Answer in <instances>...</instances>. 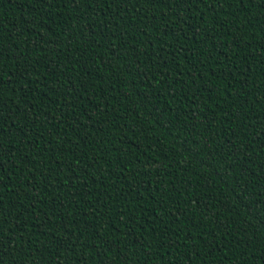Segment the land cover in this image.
<instances>
[{"label": "trees", "instance_id": "1", "mask_svg": "<svg viewBox=\"0 0 264 264\" xmlns=\"http://www.w3.org/2000/svg\"><path fill=\"white\" fill-rule=\"evenodd\" d=\"M47 3V0H45ZM209 6L207 8H203V6L197 5L204 12L205 23L212 26L213 28H218L219 25L225 20L224 10L220 5L216 4L215 7L218 11H220V18L216 21L211 20L213 15L212 12L215 11V7L213 6L214 0H208ZM104 9H107L106 13L104 10L100 9L97 6L93 9L91 6H87V11L80 7L77 3L73 2L72 5L65 8L59 9L58 5H53V7L46 11H42V6L35 4L34 0H0V34L4 36L6 40H8V45H5L6 58L11 61L14 59H20L23 57V54L17 56L11 52L13 47L16 48V52L20 53L21 50H27L29 52L30 58H38L40 53L38 51H33L31 47L37 46L36 40H43V35L45 38L49 37L52 32H54L55 37H53V41L48 42V49H54L53 52H50L46 57L40 60L41 64H49L53 60H56L57 63H60L62 71H57L56 75L61 78L63 82L64 77L67 76L70 79H76V73H69L68 68L70 67L68 64L64 62L65 57L68 55L66 50L63 48H56L59 46V43H63L65 45L69 43H73L76 47L74 48V55L71 56L72 60H77L78 58H82L83 61H88L84 63L83 67L80 63L75 65L76 69L80 72V80L83 81L86 86V91H84L85 100L81 102L80 106L77 108V112L84 110V106L87 105V109L84 110V115L88 117V120L91 121L93 115V119L97 117H101L99 122L93 126V130L96 131H104L101 133H97L94 137L91 135L89 131V139L86 141V138L83 139L80 135L75 132V129H70L68 127H63V130L53 129V137L56 141H60L65 136L71 138V146H69L66 142L63 144V147L68 149V152L65 153H46V158L52 155H60L61 163L64 161L71 160L73 157L69 155V152L75 151L76 155L81 157L82 163L77 168V171L80 168L86 166L89 162V158L92 156H96L98 162H95V167L88 171V175L91 177L95 172L96 168L102 169L103 178L97 174L93 180L88 181L89 185L93 188L92 197L89 198L87 202H81V197L76 196L72 197L66 195L69 191L68 188H64L63 183L68 180L66 171L64 173H50V181L45 182L43 178L37 174V180L40 182V188L44 187L45 183H50L55 185V187H48L44 191H39L38 194L44 197V201L42 204L37 205V215L32 216L31 212L25 211L24 215L20 217L22 221H25L27 226H31V232L28 231L26 226L24 227V235L26 239L31 241V246L38 248L39 252H32V247H29L27 244H24L23 247H27L29 251V257L27 261H24L21 253H14V258L16 260H20L22 264H56L55 256H49V252L57 251V256H59V252L66 257L64 264H123V259H128L131 264H136V257L134 253L137 252V248L132 244L127 243L130 239H140L142 243H144L145 247L140 249V262L141 264H162L163 260H175L176 264H187V257L189 255L192 256L195 264H201V260L205 262V264H242L243 261H248V264H251V257L255 254L257 257L261 255V251H254L256 245L259 243V240L256 236H253V232L257 233V236L264 237V218H262V209L261 205L264 203V190L257 191V189H264V181L260 183H256L255 187H253V182L259 176L258 167L262 172H264V163H260L261 157H264V145L260 147L261 140L264 137H257L256 133L261 129H264V14H262L257 9H247L241 4V9L245 12H235L232 17H228V23L231 24L229 28L231 38L241 39V48H244L245 51L241 52V48H236L235 46L230 45L232 51H226L225 62L229 60L232 63L234 68L233 73L228 74L222 72V64L217 63L218 60L222 59L219 56H216L213 60H207L204 57L199 55V50L204 48L205 46L202 43H197L191 39L192 33L195 31H200L204 25L199 22V16L196 13H193L192 18L190 17L192 24V28L188 29L189 41L185 43V48H190L191 51L187 53L188 56L191 57L192 63H196L199 60H204L205 71L203 72L204 80L207 81L206 89L200 93H198V98L196 103L189 106L187 102L184 104V108L182 111H188V115L192 118V128L196 126V132L191 134V130L188 126H185L183 129L184 134L180 135L179 133V125L172 124H161L159 122V118L157 117L156 109L154 104L147 105L145 101L146 93L142 92V87L145 86V82L148 80L147 76L143 73H140L138 70H135L136 64H140L141 67H146L148 65V57L149 53L153 54L155 57V50L152 48L150 42L147 45L141 47L139 44L136 45L140 51L137 52V49L133 47L132 53L137 56L140 55V52H145V56H141L140 60L136 59V64L129 59L123 58V51L120 53L113 49L110 44L104 45L108 43L106 40H101L99 36L96 37V40H92L91 44L89 41L91 40L90 35L92 34V28L94 27L97 32H99L100 26H96L93 24L87 25V20L91 18L93 14L97 17L103 16L105 14L111 15L113 12L118 11L114 5L112 8H108L106 4L101 6ZM260 7H264L261 5ZM226 9V6H225ZM124 12L122 15L124 16V20H127V16L133 13V19L139 23L140 14L145 13V6L137 5L136 8H133L131 5L125 6L123 9ZM163 7H152L147 9V16L153 18V20L145 17L144 24L150 25L148 31V36L142 37V39L147 40L149 37L153 36L154 32H160L161 34L165 32L168 34L172 32L175 35V31H178V28L175 23L176 18H172V20L168 24L163 23V18L167 15L163 13ZM227 11H231V9H227ZM82 13L83 15H77V13ZM77 21H83V32L81 33V37H69V41L63 39V36L67 34V31H72L75 33V25L72 24L70 29L65 27L66 24L69 23L70 17L76 16ZM183 15V12H181ZM239 16L240 19H236L235 17ZM39 17L41 22L44 19H48L49 25H44L41 23V26L46 29H38V25L35 23L36 18ZM156 17V19H155ZM246 17H250L253 23H256V20L259 19L260 23L257 24V27L252 28L247 25ZM53 21H56L53 23ZM203 21V13H201V22ZM95 23V21L93 22ZM111 23V19L109 20ZM123 24V21L121 22ZM102 26V25H101ZM187 27V26H185ZM227 27V25H226ZM39 30L41 33H37ZM135 31V29L130 30ZM17 36L19 38L17 39ZM59 37V39H57ZM188 38L187 36L185 37ZM162 40H166L165 44L166 52H174V49H168L167 45L172 41L169 37L161 36ZM194 39V37H193ZM12 41H15L14 45ZM243 41H250L251 44H248L247 47L251 48L247 49L243 43ZM99 43V44H98ZM183 43V41H182ZM99 47V48H98ZM105 47H108L105 48ZM118 47V44H117ZM178 47V46H177ZM43 51V49H41ZM246 52H248L252 59L248 61V64L240 63L237 60V57L243 56ZM58 53V55H57ZM113 55L117 58L122 59L118 62L114 57L109 61V56ZM121 55V56H120ZM221 56L225 54L223 52L220 53ZM187 56L185 59L181 56L178 58L176 54L172 55L169 58L165 55L164 60L171 64L174 60L180 64V71L185 72L188 67L191 66L189 61H187ZM247 59V58H246ZM111 64L114 73L111 78H109L108 72V64ZM120 63H123L125 67L121 68L119 66ZM15 67L13 62H8L5 67L4 74L8 77H11L12 80H0V84H4V93L3 99L7 102L8 108L5 110L7 112V116L12 117L13 121L16 123L17 127H20L25 123L23 120L24 114L28 111V109H36L43 110L44 114L39 116L37 119V128L39 130V134L46 136V130L50 126L45 123L44 127H39L40 122L47 121L54 115L59 117V112H56V105L54 104L55 96L52 92H49L47 88L44 87L43 83L39 85V91L36 93V99L31 101V104L28 103L27 99L22 97L21 91L16 88H22L24 82L20 81L17 77L18 73L12 72V69ZM55 67V64H53ZM252 71L251 72H249ZM38 72L33 73V77L38 74L47 75L46 68H41L40 65H37ZM35 70V69H34ZM85 70L91 74L85 75ZM48 71H51V68H48ZM156 69H153L152 72H155ZM127 73L132 75L133 77L144 76V79L139 81V85L137 84V80L135 78L132 79L129 84L128 81L130 77L127 76ZM151 74V73H150ZM217 74H221L224 78L217 79ZM27 75V74H26ZM172 77L176 76V72H172ZM191 76L192 74L189 73ZM119 78V79H118ZM113 80L117 81L116 89L120 92V96L118 100L111 101V107L114 109L115 119L112 120L111 123H106L103 118V112L107 110V103L103 98L105 93L108 94L109 99L113 95L111 91V83ZM123 80V81H120ZM122 83V84H121ZM175 83V81H174ZM179 83V81H177ZM203 81L198 82L195 85H190L189 87L192 89L200 87V84ZM48 84L50 87H55L54 78L48 77ZM95 84V87H91L90 85ZM153 84L155 85V81H148L147 87L149 89L153 88ZM231 85V87L226 88L223 95H220L221 89H225L226 85ZM16 87V88H15ZM33 87H36L33 84ZM11 89L12 92H9L8 89ZM103 88V89H101ZM101 89V91H100ZM23 91V89H21ZM66 89H62L64 91ZM237 94H239L237 96ZM59 95V94H57ZM156 97L164 96L162 93H154ZM231 95L235 99V104L232 105V111L235 112L237 110V106H242L243 110L241 111V117H244L245 114L249 118L244 119V123L248 124L249 127L247 129L242 128L241 120L233 117L232 122L229 123L227 118L225 117V113L228 111V97ZM91 96L92 99L87 100V97ZM166 98V96H164ZM207 98V99H206ZM30 99V97H29ZM61 99L63 97L61 96ZM259 99L261 103H254ZM126 100V102H125ZM123 102V107H120L119 102ZM93 102H98V105L92 104ZM217 103H220V107H216ZM92 107L98 108L95 113H92ZM149 107L152 108V111L149 112ZM166 110L171 111L168 108L167 102L165 101L164 105ZM173 109H175L176 104H172ZM12 108H16V113L11 111ZM139 109L137 112L136 109ZM199 115L196 117L197 113ZM223 109V110H221ZM251 109V111H249ZM91 113V114H90ZM30 115V113H29ZM66 115V114H65ZM148 116V119H145V116ZM119 116L127 117V124L129 127H134L138 131L139 128H152L154 125V121H156L155 131H154V139L157 143L153 142L146 138L145 133H140L139 135H133L132 132H127L125 140L127 143L124 144L125 152L122 157L125 163H128L134 157H139V162L142 165L146 161H153L152 167L153 169L159 168L161 169L159 176L156 177L160 182V186L166 187L169 184V180H191L193 185L185 183L182 187L178 182L176 184V191H169V195L176 197H180V203L175 206L172 205V202H166L165 208H172L173 213L179 209V215L177 219L180 220V225L173 224L171 227L177 229L176 235L173 237L176 241H183L191 245L192 241L189 239L191 237L185 236V232L195 233L199 232L200 237L197 239V247L201 244H207L210 239H212L208 232L211 229L215 228V220L214 216L209 215L208 211L205 210V217L207 219H202L200 214V208L208 207L206 204L210 202H216L217 207L220 210L221 217L225 222L231 219L233 216L239 215L240 212L242 216L237 217L239 223L244 222V226L248 227V224L253 225L249 228L247 234L239 233L240 236H244L245 241H241L237 243L233 240V236L236 235L235 229L237 225L232 226V235L228 236V242L224 240L222 230L216 231L213 235L216 236L217 240V248L212 253L208 254V249L204 248L201 253H197L195 255V250L191 247L187 249H181L179 251L170 249L168 247L160 246V236L156 235L155 237L146 238L145 230H136L135 237H126L124 233L127 231L124 225V221H126L128 215L134 216V218H140L141 223L152 220V208L154 206V200L152 196L149 195L148 192H145L143 187H141L140 192L141 195H136L135 191L132 192L131 195H127V191L125 194L121 195L119 189L122 183L123 177L121 181L116 180V176L120 174V166L113 159L116 153H111L108 159L112 160V167L109 168L106 161L100 159L103 156V152L98 149V142L101 138L104 140V145L107 148L115 147L119 149L121 147L120 137L124 135L120 131L123 127L124 122L121 121L119 124L116 121L119 119ZM135 117L141 123L136 125ZM196 117V119H195ZM213 118L220 119L221 122L214 127H212L211 136H209L208 132L205 131V126L209 123ZM69 119H73L69 116ZM77 122H82L80 124L81 128L86 127L83 123L84 117H77ZM182 119H187L186 117H182ZM52 123H55V120H52ZM16 125L13 123L9 128L8 133L5 134V139H7V134H10L13 129H16ZM115 125V126H114ZM97 127V128H96ZM103 128V129H98ZM73 132H72V131ZM211 130V129H209ZM35 131V130H34ZM167 132L169 136L173 138H166ZM31 135V133H30ZM148 135H153V133H148ZM192 135L195 139H192ZM19 136V131L17 129V134L12 137L13 141H16ZM225 137V139H224ZM228 137V139H227ZM215 139V144L212 143ZM208 140L209 146L215 149V153L212 149L208 148V145H205V148L208 149V156L201 154L196 150V148L192 147V145H197L198 142L200 144H204V141ZM191 141V143H189ZM229 142H233L236 144V149H234V153H242L243 154V165L240 168H236L235 171H241L242 175L247 174L248 180H245L241 183V177H234V184L229 185L226 179V175L233 171L232 165L225 164L223 166V160L233 159L234 163L239 164V160H235L234 155L229 157H224L222 153V145L230 146ZM254 142V143H253ZM31 145V141L28 142ZM174 143L176 147L172 148V155L168 154V149L171 147V144ZM158 144L165 146V151L161 152ZM150 145V148L147 147ZM12 147V156L13 159L16 160L17 155L20 156V160H16L17 165V174H20L21 170L27 171L31 169L30 177L32 174H36V167L40 166L41 158L39 156L36 157L37 165H28V168H25L24 154L23 152L17 153L15 150V143L12 145L5 144V148ZM83 148V151L81 149ZM130 149V150H129ZM178 154L176 158L175 155ZM217 157L215 161V155ZM219 154L221 160H219ZM33 153H28V158L30 159ZM193 157L195 161L193 162L196 167L193 168L185 163L186 157ZM26 159V158H25ZM249 164H251L249 166ZM137 165L134 163H128L129 170L136 167ZM203 166V167H200ZM207 167V168H205ZM219 170H217V169ZM178 169H182L181 171H177ZM225 169V171H224ZM224 171V172H223ZM171 172L173 175L170 178L167 173ZM216 176L212 177L211 173ZM197 174H199L200 179L203 180V184H199V180L197 179ZM11 172L5 173V176H11ZM129 180L131 179V175L129 174ZM80 179H83V175H81ZM126 179V177H125ZM145 182L149 179L145 177ZM220 181V184H217L215 181ZM24 177L20 176V181L23 182ZM6 183H10L14 189H19L20 185L16 182V179L13 178L12 181H8L6 179ZM33 182L32 180L29 183ZM72 181H69V186H73ZM79 183V181H77ZM107 184L108 191L105 193L104 185ZM237 187L240 191H237ZM29 193H31V188L28 189ZM84 189L81 188L80 192L83 193ZM5 211L7 212L11 209V204L16 203L19 207L20 201L15 200L11 192L5 190ZM228 192H231V196H228ZM101 193H105L101 195ZM153 195H158L153 190ZM109 196L112 197L111 204L108 203ZM75 199L79 204V207L72 205L70 202ZM97 200L100 203L105 205L104 211L106 216L111 220V223L101 222L100 234L103 239L108 241V244L114 245L111 251L105 252L104 248L97 249L95 245H92L91 240H89V233L93 232L94 229H89L84 233V236L80 238L79 243L86 245L83 248H77L73 255L69 257L64 249L57 248V242L64 239V234L61 232H57L55 225L58 221H60L61 217H69L71 215H79L81 212H91L92 207L97 205ZM53 201H55L56 211L49 212V209L54 206ZM195 201V203H194ZM236 204L239 205V209L236 208ZM24 208H29V200H23ZM114 205V206H113ZM255 205V206H253ZM189 206H191V211H188ZM147 208L148 211L144 212L143 208ZM226 208L229 211H232L229 214L226 211ZM160 209H157L159 212ZM214 211V210H213ZM126 213L125 216L119 215V213ZM187 212V215H185ZM44 213H48L51 218V224L45 226L44 224ZM17 215L15 209H11V215L8 216L9 224L5 225V228L9 226L12 228V234H15L17 229L15 227L17 221L13 219V217ZM89 221L92 220V217H88ZM33 221H35V225H33ZM220 221H216L219 223ZM204 224L203 229L198 227H188L187 225H197ZM39 227H38V226ZM262 225V226H261ZM74 225L69 224V228ZM154 226V225H153ZM184 226V231H179V228ZM84 227L83 224L80 226ZM131 227L135 228V225H131ZM147 228V226H146ZM159 232V229H157ZM5 235H8L5 232ZM248 237H252L251 241H248ZM75 239V237H74ZM97 242H100V238L98 237ZM134 242H136L134 240ZM227 243V244H226ZM252 243V247L250 246ZM5 246L7 248H15V244H9L5 242ZM179 247V245H177ZM261 250L264 251V245H261ZM243 250V253H241ZM151 252V256H146L145 253ZM171 253V255H169ZM126 255V257H124ZM256 257L253 256L252 259ZM191 259V257H189ZM5 264H9V258L5 257ZM257 264H264V261H257Z\"/></svg>", "mask_w": 264, "mask_h": 264}, {"label": "snow or ice", "instance_id": "2", "mask_svg": "<svg viewBox=\"0 0 264 264\" xmlns=\"http://www.w3.org/2000/svg\"><path fill=\"white\" fill-rule=\"evenodd\" d=\"M73 2L77 3L80 7H83L85 11H87V6H91L93 9H95L97 6L100 7V9L104 10L106 13L107 9L102 8L101 6L106 4L108 8H112L113 5L119 9L118 11L113 12L111 17L109 15L105 14L103 16L97 17L95 14L91 16L90 19L87 20L88 24H93L96 26H100L99 32L95 30V28H92V34L90 35L91 40L89 43L91 44V41L94 39L96 40V37L99 36L101 40H106L108 43L104 45L110 44L111 47L115 50H117L119 53L123 51V58L129 59L130 61L135 62L136 59L140 60L141 56H145V52H140V55L137 56L136 54L132 53L133 47L137 49V52L140 51L139 48L136 47L137 44H139L141 47L144 45L151 44L152 48L155 50V57L153 54L149 53L148 57L146 59L148 60V65L146 67H141L140 64L142 61L140 60L139 64H136L134 71H139L140 73H143L147 76L148 80L145 82V86L142 87V92L146 93L145 101L147 105H153L156 109V115L159 118V122L161 124H172V125H179V133L180 135L184 134L183 129L185 126H188L191 130V134L196 132V126L194 129L192 128V118L188 115V111H182L184 108L185 102L189 104V106L196 103V100L200 97H198V93L204 91L207 86V81L204 80L203 72L206 70L204 67V60H199L196 63H192L191 57L187 55L188 52L191 51L190 48H185V43L189 41L188 36V29L192 28V24L190 23L193 16V13H196L199 16V22L204 25V27L200 31H195L192 33L191 39L197 43H202L205 47L199 50V55L204 57L207 60H213L216 56L221 57L222 59L218 60L217 63L222 64V72L231 74L234 71V68L232 66L231 61L225 62L226 58V51L231 52L232 49L229 47L230 45L235 46L236 48H241V39L231 38L228 37L231 35L229 32V28L231 27V24L228 23L227 18L232 17L233 14L237 11L245 12L243 9H241V4L244 5L247 9H257L262 14H264V7H260L261 5H264V0H214L213 6L215 7L216 4L220 5V9L222 8L224 10L225 20L219 25L218 28H213L212 26L205 23L204 19V12L197 7V5L203 6V8H207L206 6H209L208 0H47V3H45V0H34L35 4L42 6V11L48 12L53 5H58L59 9L65 8V6L72 5ZM127 5H131L133 8H136L137 5L139 6H145V13L140 14V21L137 23L133 19V15H136V13L130 14L127 16V20H124V16L122 13L124 12V8ZM163 7L164 11L163 13H166L167 15L163 18V23L168 24L172 18L175 19L176 26L178 28V31H175V35L172 34V32H169L168 34L160 33V32H154L153 36L149 37V39L144 40L142 37L148 36L150 25H145L144 20L147 16V9L152 7ZM226 6V9H225ZM227 9H231V11H227ZM181 12H183V15H181ZM201 13H203V21L201 22ZM213 15L211 17V20L216 21L220 18V11H218L215 7V11L212 12ZM77 15H83L81 12L77 13ZM76 16L70 17L69 23L65 25L67 29H70L72 24L75 25V33L72 31H67V34L63 36V39L66 41H69V37L72 36L74 38L81 37V33L83 32V27L80 25H83V21L80 20L77 21ZM148 19L153 20L152 16L148 17ZM237 20L240 19L239 16L235 17ZM111 19V23H109V20ZM156 19V17H155ZM247 20V25L252 28L257 27V24L260 23L259 19L256 20V23L252 22V19L250 17L245 18ZM95 21V23H93ZM123 21V24L121 23ZM56 21H53L55 23ZM35 23L38 25V29H46L41 26V23L44 25H49L48 19H44L42 22L39 19V17L36 18ZM102 25V26H101ZM227 25V27H226ZM187 26V27H185ZM135 29V31H130ZM47 30V29H46ZM48 31V30H47ZM37 33H41L39 30L36 31ZM56 34L54 32L51 33V35L47 38L43 35V40H36V45L31 47L33 51H38L40 53V56L38 58H30L29 52L27 50H21L20 53L16 52V48L13 47L11 49V52L17 56H20L23 54L24 58L20 59H14L9 61L6 56V48L5 45H8V40L4 38L2 34H0V80H12L11 77H8L4 74V70L8 62H13L15 67L12 69V72L18 73L17 77L20 81H23V87L17 89L22 93V97L27 99L28 103L31 104L32 100L36 99V93L39 91V85L43 83L44 87L48 89L49 92H52L55 96L54 104L56 105V112H59V117H56L55 115L51 117L47 121L40 122L39 127H44V124L47 123L50 126L46 130V136L39 134V130L37 128V119L39 116L43 115V110H36L34 109H28V111L24 114L23 120L25 123H23L22 126L17 127L16 123L13 121L12 117L7 116V112L5 111L8 108L7 102L3 99V93H4V84H0V264H5V257L9 258V264H22L20 260H16L14 258V253L19 252L21 253L24 261H27L29 257V251L27 247H23L24 244H27L29 247L31 246V241L29 239H26L24 235V227L26 226L28 228V231L31 232V226H27L25 224V221H22L20 219L21 216L24 215L25 211L31 212L32 216H36L37 213V205L42 204L44 201V197L40 196L38 194L39 191H44L48 187H55V185L50 183H45L43 188H40V182L37 180V174H39L45 182L50 181V173L55 172L57 174L64 173L66 171L68 180H66L63 185L64 188H68L69 191L66 193V195L76 197H81V202H87L89 198L92 197L93 188L89 185L88 181L93 180L97 174L101 176V179L103 178L102 175V169L96 168L95 172L93 173V176L88 175V171L95 167V162H98L96 156H92L89 158V162L86 164L85 167L80 168L79 171H77V168L81 165L82 160L81 157L76 155L75 151L69 152V155L73 158L69 160H65L64 163H61V157L60 155H52L48 156L46 158V153H65L68 152V149L63 147V144L66 142L69 146H71V138L65 136L60 141H56L53 137V129H60L63 130V127H68L70 129H75V132L78 135H80L83 139L86 138V141L89 139V131L91 132V135L94 137L97 135V133H101L104 131H96L93 130V126H95L101 117H97L96 119H93V115L91 121L88 120V117L84 115V110L87 109V105L84 106V110H81L77 112V108L80 106L81 102L85 100L84 91H86V86L84 85L83 81L80 80V72L76 69L75 65L77 63H80L83 67L84 63H87L88 61H83L82 58H78L77 60H72L71 56L74 55V48L76 47L73 43H69L67 45L63 44L62 42L59 43V46L56 48H63L67 52V56L65 57L64 62L68 64L70 67L68 68L69 73H76V79H70L67 76L64 77L63 82L61 81V78L56 75L57 71H62L60 63H57L56 60H53L51 63L45 65L41 64L40 60L46 57L50 52H53L54 49L51 50L48 49V42L51 40L53 41V37H55ZM169 37L171 39V43L167 45L168 49H174V52H166L165 44L167 43L166 40H162L161 36ZM188 37L187 39L185 37ZM194 37V39H193ZM19 36H17V39ZM59 39V37H57ZM183 41V43H182ZM14 45L15 41H12ZM245 47L247 49H251L247 47L248 44H251L250 41H243ZM99 44V43H98ZM118 44V47H117ZM178 46V47H177ZM99 48V47H98ZM108 49V47H105ZM43 49V51L41 50ZM245 49L241 48V52H244ZM223 52L225 55L221 56L220 53ZM176 54L179 57H185L187 56V61L191 64L190 67L186 69L185 72L180 71V64L177 63L175 60L168 64L164 57L167 55L169 58H171L172 55ZM58 55V53H57ZM121 56V55H120ZM115 58L118 62H120L122 59L117 58L113 55L109 56V61H111L112 58ZM247 58V59H246ZM252 59V56L246 52L243 56L237 57V60L240 63H244L245 65L248 64V61ZM40 65L41 68H46L47 75L44 74H38L33 77V73L38 72L37 65ZM53 64H55V67H53ZM119 66L121 68L125 67L123 63H120ZM48 68H51V71H48ZM109 68V78L112 77L114 73V69L112 65L108 64ZM35 69V70H34ZM153 69H156L155 72H152ZM248 70V68H247ZM249 71V70H248ZM252 71V69H251ZM249 71V72H251ZM172 72H176V76L172 77ZM151 73V74H150ZM189 73L192 75L190 76ZM27 74V75H26ZM85 75H89L91 73L87 72L85 70ZM127 76L130 77L128 83L130 84L132 79L135 78L137 80V84L139 85V81L141 79H144V76H137L133 77L129 73H127ZM48 77L54 78L55 87H50L48 84ZM217 79H223L224 77L221 74H217ZM119 79V78H118ZM123 81V80H120ZM148 81H155V85L153 84V88L149 89L146 85ZM175 81V83H174ZM179 81V83H177ZM203 81V83L200 84V87L192 89L189 86L195 85L198 82ZM124 82V81H123ZM33 84L36 85V87H33ZM117 81L113 80L110 87L113 95L109 99L108 94L105 93L104 99L107 103L108 107L107 110L103 112V118L105 119L106 123H111L113 119H115L114 115V109L111 107V101L118 100V97L120 96V92L116 89ZM122 84V83H121ZM91 87H95V84L90 85ZM231 87V85H226L225 89H221L220 95L224 94V91H226V88ZM23 89V91L21 90ZM62 89H66L64 91H61ZM103 89V88H101ZM100 89V91H101ZM9 92H12L11 89H8ZM164 96L156 97L154 93H162ZM59 94V95H57ZM239 94H237L238 96ZM61 96L63 99H61ZM30 97V99H29ZM92 99L91 96L87 97V100ZM207 99V98H206ZM165 101L167 102L168 108L171 109V111L166 110L164 105ZM119 102V101H118ZM126 102V100H125ZM120 107H123L124 103L119 102ZM175 103L176 107L173 109L172 104ZM254 103H261L259 99L254 101ZM92 104L100 105L98 102H93ZM228 104L229 108L228 111L225 113V117L227 118L228 122L231 123L233 117L240 119L242 128L247 129L249 127L248 124L244 123V119L249 118L247 114H245L244 117H241V111L243 110L242 106H237V110L235 112L232 111V105L235 104V99L229 95L228 97ZM216 107H220V103H217ZM92 113H95L98 108L92 107ZM223 110V109H221ZM11 111L16 113V108H12ZM136 111L138 112L139 109L137 108ZM152 111V108L149 107V112ZM195 113H197L196 117L199 115V112H196L195 109H193ZM251 111V109H249ZM30 113V115H29ZM66 114V115H65ZM69 116H71L73 119H69ZM80 116L84 117V125L86 127L81 128L80 124L82 123L79 119V122H77V117ZM182 117H186L187 119H182ZM195 117V119H196ZM145 119H148V116H145ZM52 120H55V123H52ZM136 125H139L141 122L137 120V117H135ZM121 121L124 122L123 127L120 129L124 135L120 137L121 147L119 149L115 147L107 148L104 145L103 138L100 139L98 142V149L99 151L103 152V156L100 157V159H103L106 161L109 168L112 167V160L108 159L109 155L111 153H116L115 157L113 158L118 165L120 166V174L116 176L117 181H121V178L123 177L122 183L120 185V193L121 195L125 194V191H127V195H131L133 191H135L136 195H141L140 189L143 187L145 192H148L149 195L152 196V199L154 200V206L152 208V220L141 223L140 218H134L132 215H128L126 221H124L125 228L127 231L124 233L126 237H135L136 236V230H145L146 232V238L148 237H155L156 235L160 236V246L162 247H168L170 249L174 250H181V249H187L189 247L193 248L195 250V255L197 253H201V251L204 248L208 249V254L212 253L217 248V240L215 234L216 231L222 230V235L224 237V240L228 242V236L232 235V226L235 224L237 225L236 229L234 230L236 235L233 236V240L237 243L245 241L244 236H240L239 233H245L247 234L249 228H251L253 225L248 224V227H245L244 222L239 223L237 217L242 216V213L240 212L239 215L233 216L231 219L227 220V222L224 221V219L221 217L220 210L217 207L218 201L215 203L212 201L210 203H207L206 205L208 207H202L200 208V214L202 219H207L205 217L204 213L205 210L208 211L209 215L214 216L215 220L213 223H215V228L211 229L208 232V235L212 238L208 241L207 244H201L199 247H197V239L200 237L199 232L195 233H188L185 232V236H187L191 241V245L184 243L183 241H176L173 239V237L176 235L177 229L172 228L171 226L173 224L180 225V220L177 219V216L179 215V209L176 210L175 213H173L172 208H165L164 205L166 202L171 201L172 205L175 206L176 204L180 203V197L176 196H170L169 191H176V184L179 182L181 186L183 187L185 183L193 185L191 180L184 181H176V180H169V184L166 187H161L160 182L156 177L159 176V173L161 169L156 168L153 169L152 164L153 161L149 160L143 163L142 165L139 162V157H134L131 159L128 163H134L137 166L129 170L128 163H125L122 159L125 148L124 144L127 143V140H125L126 133L132 132L133 135H139L140 133H145L146 138L149 140H152L153 142L157 143L154 139V131H155V125L156 121L152 120L154 122V125L152 128H139L137 131L135 126L129 127L127 124V117L126 116H119V119L116 121L117 124H119ZM221 122L220 119L213 118L209 123L205 126V131L208 132L209 136H211L212 133V127L219 124ZM16 125V129H13L10 134H7V139H5V134L8 133L9 128L12 124ZM63 124V127H62ZM115 126V125H114ZM97 128V127H96ZM17 129L19 131V136L16 141L12 140V137L17 134ZM211 129V130H209ZM35 130V131H34ZM31 133V135H30ZM148 133H153V135H148ZM166 133V138H173ZM257 137H264V129H261L259 132L256 133ZM192 139H195L192 135ZM225 139V137H224ZM228 139V137H227ZM29 141H31V145H29ZM12 145L15 143V151L17 153L23 152L24 154V161L25 168H28V165H37L36 157L39 156L41 158V164L40 166L36 167V174H32L30 177L31 169H28L27 171L21 170L20 174H17V165L16 160H20V156L17 155L16 160L13 159L12 156V147L5 148V144ZM191 143V141L189 142ZM213 144H215V139L212 141ZM254 143V142H253ZM208 145V148L212 149L215 153V149H213L211 146H209L208 140L204 141V144H200L198 142L197 145H192V147L196 148L198 152L201 154L208 156V149L205 148V145ZM230 146H224L222 145V155L224 157L233 156L235 160H239L240 163H234L233 159H226L221 160L219 154V160L223 162V166L225 164L232 165L233 171L231 173H228L226 175V179L229 185L234 184V177H241V183H243L245 180H248V175L241 173V171L236 172V168H240L241 165H243V154L235 152L234 149H236V144L233 142H229ZM264 145V139L261 140L260 147ZM147 147L150 148V145H147ZM158 147L161 152L165 151V146L158 144ZM176 147L174 143L171 144V147L168 149V154L172 155L171 149ZM130 150V149H129ZM83 151V148L81 149ZM31 152L33 155L31 158H28V153ZM177 153L174 158L177 157ZM215 155V154H214ZM26 158V159H25ZM217 157L215 155V161ZM195 159L191 157L185 158V163H187L189 166L195 168L196 165L193 163ZM260 163H264V157H261ZM251 164H249L250 166ZM203 167V166H200ZM207 168V167H205ZM217 169V168H216ZM182 169H178L177 171H181ZM219 170V169H217ZM225 171V169H224ZM223 171V172H224ZM11 172V176H5V173ZM259 176H257V179L253 182V187H255L256 183H260L261 181H264V172L260 170L258 167ZM129 174L131 175V179L129 180ZM83 175V179L81 180L80 177ZM167 175L171 178L172 173L168 172ZM212 177L215 178L216 176L211 173ZM20 176L24 177L23 182L20 181ZM126 177V179H125ZM145 177H148L149 179L145 182ZM13 178L16 179V182L19 183L20 188L14 189L10 183H6V179L8 181H12ZM197 179L199 180V184H203V180L200 179L199 174H197ZM32 180L33 182L29 183V181ZM69 181H72L73 186H69ZM79 181V183H77ZM217 184H220L219 179L215 181ZM264 185V184H262ZM31 188V193H29L28 189ZM83 188V193L80 192V189ZM7 189L8 192H11L13 195V198L15 200H19L20 204L19 207L16 203L11 204V209H15L17 215L13 217L14 220L17 221L15 227L17 229L15 234H12V228L9 226L8 228H5V225L9 224L8 216L11 215V209H9L7 212L5 211V190ZM105 193L108 191L107 184L104 185ZM153 190L155 193H158V195H153ZM237 191H240V189L237 187ZM264 189H257V191H261ZM105 193H101V195H104ZM228 196H231V192H228ZM28 199L30 207L24 208L23 200ZM112 197L109 196L108 203L111 204ZM72 205L79 207V204L75 199H73L70 202ZM195 203V201H194ZM54 206L49 209V212L56 211L55 207V201H53ZM196 204V203H195ZM114 206V205H113ZM255 206V205H253ZM105 205L103 203H100L99 200H97V205H94L92 207L91 212H81L79 215H71L69 217H61L60 221L57 222L55 225L57 232H61L64 234V239L57 242V248L58 249H64L65 252L69 257L73 255L75 250L77 248H83L86 245L79 243V240L81 237L84 236V233L88 231L89 229H94L93 232L89 233V240H91L92 245H95L97 249L104 248L105 252L111 251V249L114 247L112 244H108V241L106 239H103V237L100 234V227L101 222H108L111 223V220L106 216V213L104 211ZM262 209H264V203L261 205ZM236 208L239 209V205L236 204ZM157 209H160L159 212H157ZM214 210V211H213ZM144 212H147L148 209L145 207L143 208ZM188 211H191V206H189ZM226 211L231 214L232 211H229L226 208ZM121 216H125L126 213L121 212L119 213ZM185 215H187V212H185ZM91 216L92 220L89 221L88 217ZM262 218H264V211H262ZM216 221H220L219 223H216ZM44 224L47 226L48 224H51V218L48 215V213H44ZM69 224L74 225L73 227L69 228ZM81 224L84 225L83 228H81ZM135 225V228L131 227V225ZM33 225H35V221H33ZM154 225V226H153ZM38 226V225H37ZM147 226V228H146ZM188 227H198L203 229L204 224H197L187 225ZM262 226V225H261ZM39 227V226H38ZM264 227V226H262ZM157 229H159V232H157ZM179 231H184V226H181L179 228ZM5 232L8 233V235H5ZM253 236H256V238L259 240V243L256 245V248L254 251H261V255L257 257L255 254L252 255L255 256V259H252L251 257V264H257V261H264V251L261 250V245H264V237L257 236V233L253 232ZM75 237V239H74ZM98 237L100 238V242H97ZM252 237H248V241H251ZM134 240L136 242H134ZM5 242L9 244H15V248H7L5 246ZM127 243L132 244L134 247L137 248V252L134 253V256L136 257V264H141L140 262V249H143L145 247L144 243L141 242L140 239H130L127 241ZM226 243V244H227ZM179 245V247H177ZM252 243L248 247H252ZM40 250L38 248L32 247V252H39ZM243 253V250L242 252ZM146 256H151V252L145 253ZM171 255V253H169ZM49 256H55L56 258V264H64V261L66 260V257L62 255L59 252V256H57V251L49 252ZM197 256V255H196ZM126 257V255L124 256ZM191 257V259H189ZM123 264H131V262L128 259H123ZM162 264H176L175 260H163L162 258ZM187 264H195V262L192 259V256L189 255L187 257ZM201 264H205L204 261L201 260ZM242 264H248V261H243Z\"/></svg>", "mask_w": 264, "mask_h": 264}]
</instances>
